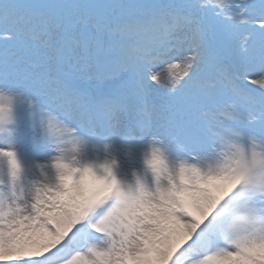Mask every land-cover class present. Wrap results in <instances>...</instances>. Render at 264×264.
<instances>
[{
    "label": "snow or ice",
    "instance_id": "6c2138e0",
    "mask_svg": "<svg viewBox=\"0 0 264 264\" xmlns=\"http://www.w3.org/2000/svg\"><path fill=\"white\" fill-rule=\"evenodd\" d=\"M0 264H264V0H0Z\"/></svg>",
    "mask_w": 264,
    "mask_h": 264
}]
</instances>
